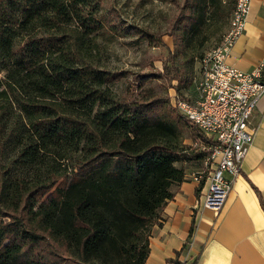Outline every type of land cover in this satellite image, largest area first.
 <instances>
[{
    "label": "trees",
    "instance_id": "1",
    "mask_svg": "<svg viewBox=\"0 0 264 264\" xmlns=\"http://www.w3.org/2000/svg\"><path fill=\"white\" fill-rule=\"evenodd\" d=\"M173 1L171 29L152 33L107 22L102 0H0V264L145 263L191 154L162 97L115 95L125 74L101 65L99 38L137 34L167 49L171 36L181 81L179 59L199 62L205 31L228 22L233 2Z\"/></svg>",
    "mask_w": 264,
    "mask_h": 264
},
{
    "label": "crops",
    "instance_id": "2",
    "mask_svg": "<svg viewBox=\"0 0 264 264\" xmlns=\"http://www.w3.org/2000/svg\"><path fill=\"white\" fill-rule=\"evenodd\" d=\"M261 60L264 0H252L243 33L226 62L249 72ZM251 126L255 130L253 142L222 210L216 214L195 208L199 186L191 175L202 170H185L183 181L172 187V199L150 229L144 264H264V94L252 113ZM204 163L206 172L213 167ZM192 229V244H188Z\"/></svg>",
    "mask_w": 264,
    "mask_h": 264
},
{
    "label": "built area",
    "instance_id": "3",
    "mask_svg": "<svg viewBox=\"0 0 264 264\" xmlns=\"http://www.w3.org/2000/svg\"><path fill=\"white\" fill-rule=\"evenodd\" d=\"M233 2L238 27L210 52V70L206 83L196 81L197 98L205 104V112L192 110L191 106L172 97L171 103L179 112L191 118V123L206 138L201 145L205 162L212 164L209 171L191 175L199 186L196 209H209L219 213L231 191L234 177L251 146L255 130L251 126L252 113L264 94V60L249 72L240 71L227 64L226 59L237 38L243 33L252 0ZM199 66L202 62L199 60ZM207 176V183H200ZM193 229L188 239L192 244Z\"/></svg>",
    "mask_w": 264,
    "mask_h": 264
},
{
    "label": "rangeland",
    "instance_id": "4",
    "mask_svg": "<svg viewBox=\"0 0 264 264\" xmlns=\"http://www.w3.org/2000/svg\"><path fill=\"white\" fill-rule=\"evenodd\" d=\"M177 1L181 3L182 0ZM110 10L116 11L117 18L109 14ZM100 14L107 22L115 23L120 19L128 24L148 29L152 33H162L171 29V22L177 14V6L173 0H102ZM228 22L223 25L222 20H219L208 27L204 33L206 41L202 51L206 52L218 44L228 29ZM99 41L102 45L101 65L109 70L125 74L111 84L115 95L134 98L154 95L162 97L164 106L167 108L165 114L176 122L182 144L191 154L190 160L182 163V166L185 170L201 168L198 171H206L204 167L206 155L201 150L202 142L199 141L195 130L186 123L181 117L182 114L180 113V116L171 103L173 96L186 101L195 99V84L200 75V66L196 69V63H190L185 58L179 59L181 65L179 64L180 69L177 74H181V81L178 78L172 80L171 78L176 77V74L168 61L170 60L168 51H173V38L169 35L162 37L167 49L149 45L137 34L127 36L117 34L99 38ZM165 67L169 69L167 76L160 79H147L137 88L135 80L139 78L138 76L162 72ZM198 154L202 158H197ZM206 178L207 176H200V183H205Z\"/></svg>",
    "mask_w": 264,
    "mask_h": 264
},
{
    "label": "bare ground",
    "instance_id": "5",
    "mask_svg": "<svg viewBox=\"0 0 264 264\" xmlns=\"http://www.w3.org/2000/svg\"><path fill=\"white\" fill-rule=\"evenodd\" d=\"M225 1H227V0H223V2H225ZM228 23H229L228 29L223 34L221 41H223V37H227V35L230 34V31H233V27H238V20H235L234 8H233V10L229 16V22ZM210 52H216V45L214 47H212L211 49H209L208 51H206L200 59V62H202V65L200 66V75H199V78L197 80L199 83H206V79H208V77H209ZM176 99L178 101H182L183 104H185L187 106H191L192 110H196L197 112H205V104H204V102H201L199 100V98H197V93H196L195 99L193 101L181 100V99H178L177 97H176ZM174 108L176 109V107H174ZM177 111L179 114L181 113L182 116H184L187 120H189L191 122V118L188 117L186 114H184V112H179V110H177ZM206 183H207V178H206Z\"/></svg>",
    "mask_w": 264,
    "mask_h": 264
}]
</instances>
